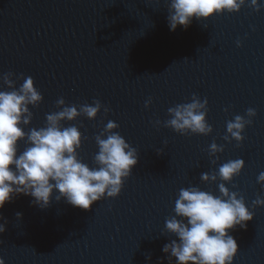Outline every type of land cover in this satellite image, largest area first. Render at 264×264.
<instances>
[{"label": "water", "instance_id": "1", "mask_svg": "<svg viewBox=\"0 0 264 264\" xmlns=\"http://www.w3.org/2000/svg\"><path fill=\"white\" fill-rule=\"evenodd\" d=\"M169 3L0 0V91L11 90L3 80L11 72L17 87L20 74L31 76L43 96L38 106L29 105L33 116L21 125L24 130L45 126L46 114L60 110V97L68 106L99 99L107 113L102 107L95 119L62 121L87 137L78 149L82 161L97 166L95 136L109 120L138 153L119 195L89 209L56 201L55 193L44 209L27 195L6 202L0 209L8 221L0 233L5 264H161L160 258L169 264L162 247L175 237L165 231V222L175 214L179 190L199 186L219 195L221 181L204 182L201 174L234 159L245 165L224 183L244 196L254 217L246 229L231 232L238 244L232 264H264V205L252 207L258 195L264 198V184L257 181L264 172V6L257 11L246 0L238 12L193 19L187 29L171 31ZM194 93L207 98L213 131L185 135L164 126L171 118L168 109L191 102ZM248 108L256 115L247 117ZM236 115L252 123L243 141H226L227 121ZM213 141L224 146L218 160L209 155ZM26 146L19 141V151Z\"/></svg>", "mask_w": 264, "mask_h": 264}, {"label": "clouds", "instance_id": "2", "mask_svg": "<svg viewBox=\"0 0 264 264\" xmlns=\"http://www.w3.org/2000/svg\"><path fill=\"white\" fill-rule=\"evenodd\" d=\"M245 3L246 0H170L169 29L175 31L178 26L187 29L193 19L201 21L225 11L238 12ZM249 6L259 11L264 5L259 0H250ZM240 43L237 40L238 46ZM13 74L8 72L3 75L4 84L11 90L0 91V209L19 195L32 197L31 203L41 209L51 204L54 193L56 201L64 199L82 209H89L105 197L118 196L124 180L138 163L137 149L114 131L119 124L109 120L95 136L99 148L94 156L96 167H90L79 156L78 149L87 137L83 136L78 126L62 124V121H72L81 115L95 119L102 107L105 113L110 109L99 99L91 105L68 106L60 97L56 101L60 110L46 114L45 126L33 127L26 132L21 125L29 124L32 119L29 105L38 106L43 96L34 86L31 76L20 74L23 82L17 87L16 81L9 78ZM149 104L151 98L145 101V107ZM207 105V98L201 100L194 93L191 102L168 109L171 118L164 121V126L180 134L207 135L213 131L206 119ZM255 115L254 108L247 109V117ZM160 123L155 121L157 125ZM251 123V119L236 115L233 120L227 121L226 131L230 136L226 134L223 139L243 141L242 133ZM21 140L27 145L22 152L18 148ZM223 150V145L213 141L209 146V155L216 156ZM244 165L243 159L228 160L219 166L218 171L201 174L204 182L221 181L218 184L219 195L199 186L179 190L173 209L175 214L165 222V231L175 237L162 247V251L168 254L169 264L173 258L176 264H232L238 244L231 232L237 226L246 229L247 221L253 219L254 212L246 206L244 196L238 191H231L224 182H231L241 173ZM257 181L264 184V172L259 173ZM258 205H264V198L259 195L252 202V207ZM21 216L22 213H16L17 218ZM0 220L3 221L0 233H3L8 221L2 215ZM146 260H151V254L146 255ZM160 260L162 264L163 258ZM0 264H5L2 257Z\"/></svg>", "mask_w": 264, "mask_h": 264}]
</instances>
